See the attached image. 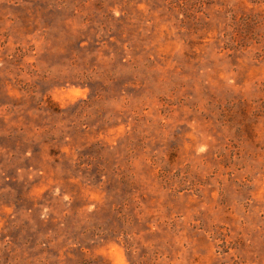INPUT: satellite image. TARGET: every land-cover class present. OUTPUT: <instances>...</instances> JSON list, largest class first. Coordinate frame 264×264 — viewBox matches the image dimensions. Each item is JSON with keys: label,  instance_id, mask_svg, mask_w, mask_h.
I'll list each match as a JSON object with an SVG mask.
<instances>
[{"label": "rangeland", "instance_id": "obj_1", "mask_svg": "<svg viewBox=\"0 0 264 264\" xmlns=\"http://www.w3.org/2000/svg\"><path fill=\"white\" fill-rule=\"evenodd\" d=\"M0 264H264V0H0Z\"/></svg>", "mask_w": 264, "mask_h": 264}]
</instances>
